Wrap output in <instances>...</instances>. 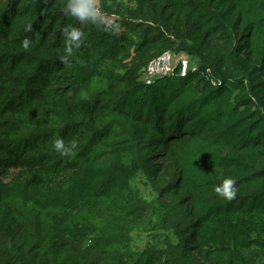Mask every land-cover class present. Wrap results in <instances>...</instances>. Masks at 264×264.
Listing matches in <instances>:
<instances>
[{
  "label": "trees",
  "instance_id": "obj_1",
  "mask_svg": "<svg viewBox=\"0 0 264 264\" xmlns=\"http://www.w3.org/2000/svg\"><path fill=\"white\" fill-rule=\"evenodd\" d=\"M66 3L0 0V264H264V0H98L67 64ZM165 53L187 75L145 84Z\"/></svg>",
  "mask_w": 264,
  "mask_h": 264
},
{
  "label": "clouds",
  "instance_id": "obj_2",
  "mask_svg": "<svg viewBox=\"0 0 264 264\" xmlns=\"http://www.w3.org/2000/svg\"><path fill=\"white\" fill-rule=\"evenodd\" d=\"M64 14L77 20L81 27L66 26L62 31L64 52L62 57L63 63H69L70 58L74 56L75 50L81 47L83 42L84 32L82 26L89 23L102 26L105 31H112L114 25L108 24L105 19V13L99 6L98 0H67ZM31 30V29H29ZM115 34V33H114ZM37 38L38 34H37ZM32 40L25 38L22 41V47L28 50ZM55 151L62 157H69L73 154V149L66 143L63 138L53 140ZM215 193L225 198L226 200H234L237 195L235 180L232 177H225L215 186Z\"/></svg>",
  "mask_w": 264,
  "mask_h": 264
},
{
  "label": "rangeland",
  "instance_id": "obj_3",
  "mask_svg": "<svg viewBox=\"0 0 264 264\" xmlns=\"http://www.w3.org/2000/svg\"><path fill=\"white\" fill-rule=\"evenodd\" d=\"M176 57L179 58L181 56ZM188 60L190 61V59ZM131 188L147 201H152L156 197L152 191L150 183L143 174L131 181ZM169 237H171L169 231L161 230V228L157 226L148 232L141 231L136 233L133 236L132 247L135 250L138 249L141 251L152 248H155L156 250L163 249L167 247Z\"/></svg>",
  "mask_w": 264,
  "mask_h": 264
},
{
  "label": "built area",
  "instance_id": "obj_4",
  "mask_svg": "<svg viewBox=\"0 0 264 264\" xmlns=\"http://www.w3.org/2000/svg\"><path fill=\"white\" fill-rule=\"evenodd\" d=\"M189 60L186 57L177 58L172 53H165L153 59L145 68L144 82L152 85L156 80L171 77L181 69V76L187 75L189 69Z\"/></svg>",
  "mask_w": 264,
  "mask_h": 264
}]
</instances>
